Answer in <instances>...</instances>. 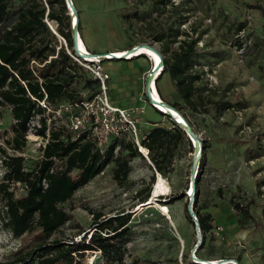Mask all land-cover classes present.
<instances>
[{
  "label": "rangeland",
  "instance_id": "374dc122",
  "mask_svg": "<svg viewBox=\"0 0 264 264\" xmlns=\"http://www.w3.org/2000/svg\"><path fill=\"white\" fill-rule=\"evenodd\" d=\"M73 1L80 16V32L86 41L80 35L82 45L89 53L102 55L149 43L170 57L179 50V41L188 38L186 34L197 40L198 68L203 73L195 86L205 90L203 100L197 101L195 97L198 111L183 105V112L190 117L195 133L211 146L199 209L202 214H210L212 230L203 250L195 255L208 261L231 258L238 264H264V0H170L166 4L159 0ZM24 3L25 0H11L14 9ZM55 8L58 10L59 5ZM66 8L67 15V5ZM249 22L251 38L246 39L244 33L238 34V28ZM178 29L181 35L173 41ZM55 31L61 36L58 25ZM161 35L164 38L159 41L157 37ZM243 42L247 55H243L238 45ZM166 48L169 52H165ZM147 57L102 63L110 75L108 93L113 104L143 110L138 115L141 138L155 124L170 128L174 122L145 95V77L157 64V59ZM159 85L165 103H182L167 73ZM155 90L159 95L156 84ZM219 103H228L231 107L220 108ZM14 123L10 108L0 107V160L3 150L14 154L8 145ZM138 152L145 159L140 156L132 159L128 180L115 181L112 164L76 193L66 206L73 220L55 238L80 240L75 237L78 231L74 227L88 232L92 212L106 217L133 212L128 264L134 260L137 264H198L193 255L198 243L196 227L186 217L195 149L182 146L174 158L173 171L166 177L155 173V183L152 163L142 151L138 149ZM23 155L27 169L42 160L38 143L28 142ZM3 174L0 167V183ZM150 187L152 203L142 207L139 192ZM22 193L16 190L17 196ZM182 193L187 198L174 199ZM237 202L249 207L250 219L239 222V212L234 209ZM2 218L0 212V263L11 260L21 245L32 244L35 236L33 233L14 239L4 229ZM218 227L222 230L217 234ZM99 257L97 252L87 253L84 260L87 264H96Z\"/></svg>",
  "mask_w": 264,
  "mask_h": 264
},
{
  "label": "trees",
  "instance_id": "16d2710c",
  "mask_svg": "<svg viewBox=\"0 0 264 264\" xmlns=\"http://www.w3.org/2000/svg\"><path fill=\"white\" fill-rule=\"evenodd\" d=\"M159 1L166 4L170 0ZM48 4L50 12L46 16V8L40 0H25L18 9L12 8L11 0H0V107H9L15 121L12 127L13 137L8 141L14 154L10 155L3 150L0 160V167L4 171L0 183V212L3 215L1 223L14 239L35 233L32 244L21 245L11 260L0 264H87L84 260L86 254L94 252L100 254L96 264H128L129 244L133 240V212L124 211L111 217L92 212L93 221L88 230L90 234L74 227L78 231L75 237L78 236L80 240L64 241L55 236L73 220L66 207L68 203L79 190L103 174L107 167L114 165L115 181L121 183L128 180L132 159L138 156L145 159L137 147L122 142L121 150L116 155L114 151L117 142H114L103 154L87 133L63 134L52 131L46 147L41 148L42 160L32 169L26 168L25 156L16 154L26 152L28 125L38 114L42 115L43 125L39 133L45 135L47 122L40 102L46 99L54 107L75 104L92 99L100 89L99 81L83 72L71 60L64 47L57 50L59 45L56 35L45 20L57 23L58 32L66 39L68 46L73 47L71 24L66 15L64 0H48ZM56 5H59L58 10ZM49 24L55 30L57 25ZM250 24L251 22L241 24L238 34L244 32L246 39L251 38L248 32ZM180 35L179 29L176 30L173 41H177ZM186 35L188 38L179 41V50L171 53L170 57L164 56L165 53L162 52L165 58L164 68L156 86L159 97L162 98L160 100L166 102L159 83L167 73L182 101L168 104L192 125L190 117L183 112V105L197 112L199 104L195 97L197 101L203 100L205 88L195 86L202 80L203 73L198 68V42ZM163 38L164 35L157 37L159 41ZM252 43L253 39L251 45ZM238 45L243 49L244 42ZM166 49L165 52H169ZM247 53L244 48L243 55ZM54 56L58 57L50 59ZM218 105L224 109L231 107L228 103ZM185 145L194 150L185 131L174 122L170 128L155 124L146 133L142 146L148 150V158L153 165V183L155 173L166 177L173 171L174 158ZM210 148V144L202 140L201 162L195 182L194 212L200 224L203 242L197 253L203 250L212 230L210 214H202L199 209ZM17 186L16 190L23 192L21 196H17L13 189ZM139 193L141 204L149 202L151 187ZM179 198L187 197L182 193L174 199ZM234 209L239 212V222L251 218L249 207L237 202ZM186 217L195 225L188 208ZM131 264L137 263L134 260Z\"/></svg>",
  "mask_w": 264,
  "mask_h": 264
},
{
  "label": "built area",
  "instance_id": "2783aa9c",
  "mask_svg": "<svg viewBox=\"0 0 264 264\" xmlns=\"http://www.w3.org/2000/svg\"><path fill=\"white\" fill-rule=\"evenodd\" d=\"M40 3L45 6L46 16H48L50 12L48 0H40ZM45 21L49 24L48 19ZM52 31L59 39L60 46L57 47V50L59 51L64 47L66 53L74 63L83 67V71L93 80L99 81L100 89L92 99L84 100L75 104H64L60 107H54L46 101V99L40 102V105L44 109L43 116L47 122V129L45 135L39 133L43 128L41 122L42 115H36L35 118H37V122H34L35 118H32L28 125L29 131L26 136L28 142H33L35 144L38 143L39 148H45L46 144L49 142L52 131L62 132L63 134L87 133L88 137L96 143L97 147L103 154L110 145L117 142L114 152L118 155L121 150V143L128 142L137 147L148 158V150L142 146L146 134L141 138L138 130V115L141 114L143 110L133 107L126 109L116 106L111 101L108 93L110 75L103 69L102 63L105 61H117L122 59L115 58V52H109L110 54L108 55L102 56V54L101 56H98L97 61H87L79 56L73 47L69 48L68 43L63 36H59L54 29H52ZM243 33L244 32H241L242 35ZM135 47L136 46L133 48ZM242 51L244 52V49H242ZM57 57L58 56L50 57V59ZM139 57L142 56H137L135 58ZM84 94L85 92L83 95ZM16 154L23 155L18 152ZM44 184L46 185V182H44ZM221 230L222 228L218 227L217 234ZM91 264H93V262Z\"/></svg>",
  "mask_w": 264,
  "mask_h": 264
},
{
  "label": "water",
  "instance_id": "95a60500",
  "mask_svg": "<svg viewBox=\"0 0 264 264\" xmlns=\"http://www.w3.org/2000/svg\"><path fill=\"white\" fill-rule=\"evenodd\" d=\"M67 7H68V16L71 20V26H72V40H73V49L75 50V52L77 54H79V44H78V30H79V27H77V29L74 28L73 26V22H72V18L70 16V10H71V6L72 8L74 9V12L76 13L78 19L80 20L79 18V13H78V10L76 9L74 3H73V0H64ZM80 32V31H79ZM140 45H146V46H149V47H154V45L152 44H147V43H141L139 44L138 46ZM138 46H136L135 48H137ZM135 48H132V49H135ZM158 53L161 55L162 57V66L159 67L158 65H155L148 73H147V76L145 77V88H144V92H145V95L147 97V99L149 100V102L154 106L156 107V100L154 99V94H153V90H152V81L154 79V75L156 73V70H159L162 68H164V56L163 54L158 51ZM80 56V55H79ZM141 56H146V55H141ZM82 57V56H81ZM122 60H125V59H122ZM159 67V68H158ZM158 79V78H157ZM155 80V79H154ZM157 81V80H156ZM168 105V104H167ZM171 109L177 111L176 109H174L173 107H171L170 105H168ZM158 109V108H157ZM161 111V110H160ZM163 112V111H162ZM169 116H171L172 120L174 122L177 123V125H179L186 133V135L188 136V138L190 139V141L192 142V144H194V149H195V158H194V161H193V166L191 168V179H192V184L190 185V189H189V193L187 194L188 197L190 198V202H189V205H188V211H189V214L190 216L192 217L193 221H194V224H195V227H196V232H197V237H198V243L193 251V255H194V259L197 261L196 259V252L197 250L199 249V247L201 246L202 242H203V238H202V233H201V228H200V224H199V221L196 217V214L194 212V205H195V182H196V178H197V173L199 171V168H200V162H201V153H202V140L200 139V137L195 133L194 129L190 126V124L188 123L187 125L185 124H182L179 122V120L176 118V116H173V114H169L167 112H163ZM178 114H180L182 116V114L180 112L177 111ZM183 117V116H182ZM184 118V117H183ZM185 119V118H184ZM186 120V119H185ZM152 203V201H149L147 202L145 205L143 204L142 207H145L147 205H150ZM231 261H235L234 259H228V260H221L219 261L217 264H224L226 262V264H231L230 262ZM198 264H200L198 262ZM210 264V263H208ZM234 264H238L237 261H235Z\"/></svg>",
  "mask_w": 264,
  "mask_h": 264
},
{
  "label": "bare ground",
  "instance_id": "6f19581e",
  "mask_svg": "<svg viewBox=\"0 0 264 264\" xmlns=\"http://www.w3.org/2000/svg\"><path fill=\"white\" fill-rule=\"evenodd\" d=\"M70 16L72 18V22H73V26L75 29H77L78 24H79V19L76 15V13L74 12V9L71 6V10H70ZM78 44H79V55L83 57V59L90 61V62H94L98 60V56L101 55H96V54H92L91 52L89 53L82 45V41H81V37H80V32L78 30ZM159 49L158 47L154 46V47H149L146 45H140L135 49H130L121 53H118L115 51L116 55H114L115 58L117 59H134L137 56H141V55H146V57H152L153 59H157V64L159 67L162 66V57L161 55L158 53ZM110 53H106L103 54L102 56L108 55ZM147 57V58H148ZM155 66V65H154ZM152 66L151 69L154 67ZM158 67V68H159ZM162 73V68L159 70H156V73L154 75V79L151 83L152 85V90H153V94H154V99L156 100V108H158L159 110L163 111V112H167L169 114H173V116H176V118L179 120L180 123L187 125L188 123L186 122V120L177 113V111L171 109L167 103L163 104L162 101L160 100L159 95L157 94L156 90H155V84H156V80L157 78L161 75ZM153 200H154V193H153ZM196 256V255H195ZM197 262H199L200 264H217L218 262L216 261H208V260H201L198 257H196ZM231 264L235 263L234 261L230 262ZM226 264V262L224 263Z\"/></svg>",
  "mask_w": 264,
  "mask_h": 264
},
{
  "label": "crops",
  "instance_id": "0c3cea01",
  "mask_svg": "<svg viewBox=\"0 0 264 264\" xmlns=\"http://www.w3.org/2000/svg\"><path fill=\"white\" fill-rule=\"evenodd\" d=\"M73 3H74V1H73ZM74 5H75V3H74ZM75 7H76V5H75ZM76 9H77V7H76ZM78 10V9H77ZM79 13V12H78ZM79 18H80V16H79ZM80 35H81V37H82V39H83V35H82V33L80 32ZM84 40V39H83ZM84 42L86 43V41L84 40ZM124 51H127V49H123V50H118V51H116V52H118V53H121V52H124ZM110 52H115V51H110ZM162 103L163 104H165V102L164 101H162ZM204 260V259H203ZM216 261V260H215ZM235 262V261H234Z\"/></svg>",
  "mask_w": 264,
  "mask_h": 264
}]
</instances>
